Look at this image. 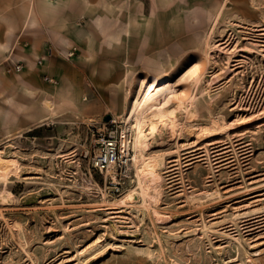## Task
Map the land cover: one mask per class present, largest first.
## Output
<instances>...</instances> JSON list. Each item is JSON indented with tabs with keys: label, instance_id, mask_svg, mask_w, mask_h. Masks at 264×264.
Masks as SVG:
<instances>
[{
	"label": "rangeland",
	"instance_id": "obj_1",
	"mask_svg": "<svg viewBox=\"0 0 264 264\" xmlns=\"http://www.w3.org/2000/svg\"><path fill=\"white\" fill-rule=\"evenodd\" d=\"M252 1L225 7L203 51L128 86L121 123L146 80L177 115L146 136L159 178L149 210L131 162L110 184L83 158L102 117L49 121L0 145L14 166L0 176V264H264V0ZM129 141L132 158L131 131Z\"/></svg>",
	"mask_w": 264,
	"mask_h": 264
},
{
	"label": "crops",
	"instance_id": "obj_2",
	"mask_svg": "<svg viewBox=\"0 0 264 264\" xmlns=\"http://www.w3.org/2000/svg\"><path fill=\"white\" fill-rule=\"evenodd\" d=\"M230 2L255 3L0 0V145L49 121L119 115L128 86L147 69H172L184 55L203 51ZM14 65L21 70L6 73ZM236 195L223 196L242 200Z\"/></svg>",
	"mask_w": 264,
	"mask_h": 264
},
{
	"label": "bare ground",
	"instance_id": "obj_3",
	"mask_svg": "<svg viewBox=\"0 0 264 264\" xmlns=\"http://www.w3.org/2000/svg\"><path fill=\"white\" fill-rule=\"evenodd\" d=\"M163 90L158 89L156 83L151 80L142 82L140 84V94L138 98L130 104L128 110L124 114L126 116L124 118L121 116L119 117L130 124V131L132 134L131 148L133 152L131 163L138 179V193L142 199L141 208L146 210H149L150 206L156 201V185L159 182L158 175L155 172L157 165L156 158L146 157V155H144L146 149V136L154 133L157 126L165 125L167 120H171L172 125L171 123L170 125L172 127L175 126L176 122H174V120L177 118L176 110H166L170 105L169 100L156 104L155 100ZM174 100L177 103V107L182 108L184 99H182V97H177ZM152 118H155L153 122L148 121V119ZM145 121L150 122L146 130L144 129ZM126 139L127 136L123 133L121 148L128 146L126 145ZM13 167L10 161L7 162L0 158V176H4L6 171ZM152 188H154L153 193L150 192ZM128 196L130 198L132 194ZM130 199H132V197Z\"/></svg>",
	"mask_w": 264,
	"mask_h": 264
},
{
	"label": "built area",
	"instance_id": "obj_4",
	"mask_svg": "<svg viewBox=\"0 0 264 264\" xmlns=\"http://www.w3.org/2000/svg\"><path fill=\"white\" fill-rule=\"evenodd\" d=\"M74 49L67 54L70 58ZM40 61L38 62V64ZM21 70L20 65L7 68L6 73H15ZM52 82L51 80H48ZM130 124L109 116V120L99 121L91 125L88 135V148L83 154L88 166L94 172L108 180L110 184L118 183L123 176L127 165L131 162L129 147ZM127 136L125 148H121L122 134Z\"/></svg>",
	"mask_w": 264,
	"mask_h": 264
},
{
	"label": "water",
	"instance_id": "obj_5",
	"mask_svg": "<svg viewBox=\"0 0 264 264\" xmlns=\"http://www.w3.org/2000/svg\"><path fill=\"white\" fill-rule=\"evenodd\" d=\"M104 120H105V121L109 120V116L105 117V119H104Z\"/></svg>",
	"mask_w": 264,
	"mask_h": 264
}]
</instances>
